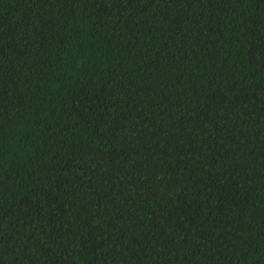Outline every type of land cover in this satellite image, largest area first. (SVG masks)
I'll list each match as a JSON object with an SVG mask.
<instances>
[{"label": "trees", "instance_id": "trees-1", "mask_svg": "<svg viewBox=\"0 0 264 264\" xmlns=\"http://www.w3.org/2000/svg\"><path fill=\"white\" fill-rule=\"evenodd\" d=\"M0 264H264V0H0Z\"/></svg>", "mask_w": 264, "mask_h": 264}]
</instances>
